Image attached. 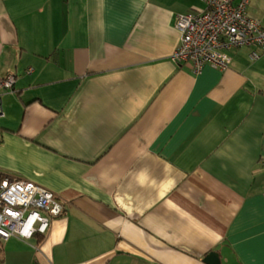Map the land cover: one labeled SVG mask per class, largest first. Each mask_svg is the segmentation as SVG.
<instances>
[{
    "label": "crops",
    "instance_id": "obj_1",
    "mask_svg": "<svg viewBox=\"0 0 264 264\" xmlns=\"http://www.w3.org/2000/svg\"><path fill=\"white\" fill-rule=\"evenodd\" d=\"M205 8L0 0V175L63 208L44 236L0 240V264H264V53L178 64L175 19Z\"/></svg>",
    "mask_w": 264,
    "mask_h": 264
},
{
    "label": "built area",
    "instance_id": "obj_2",
    "mask_svg": "<svg viewBox=\"0 0 264 264\" xmlns=\"http://www.w3.org/2000/svg\"><path fill=\"white\" fill-rule=\"evenodd\" d=\"M202 1L206 6L203 12L175 19L180 44L173 59L178 64L190 63L196 73L207 65L224 70L232 49L256 47L264 53V28L245 12L247 0ZM249 58L254 61L258 54L252 52ZM14 81V76L0 79V90L12 92ZM62 210L53 192L27 180L0 175V240L16 237L27 241L35 235L44 236Z\"/></svg>",
    "mask_w": 264,
    "mask_h": 264
},
{
    "label": "water",
    "instance_id": "obj_3",
    "mask_svg": "<svg viewBox=\"0 0 264 264\" xmlns=\"http://www.w3.org/2000/svg\"><path fill=\"white\" fill-rule=\"evenodd\" d=\"M205 264H221L217 253L211 252L203 259Z\"/></svg>",
    "mask_w": 264,
    "mask_h": 264
},
{
    "label": "trees",
    "instance_id": "obj_4",
    "mask_svg": "<svg viewBox=\"0 0 264 264\" xmlns=\"http://www.w3.org/2000/svg\"><path fill=\"white\" fill-rule=\"evenodd\" d=\"M1 244H2V243L0 242V253H1V250H2V246H1Z\"/></svg>",
    "mask_w": 264,
    "mask_h": 264
}]
</instances>
